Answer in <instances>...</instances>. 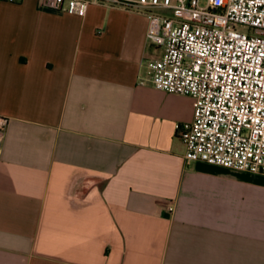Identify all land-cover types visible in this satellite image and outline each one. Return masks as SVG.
Returning a JSON list of instances; mask_svg holds the SVG:
<instances>
[{
	"label": "crops",
	"instance_id": "1",
	"mask_svg": "<svg viewBox=\"0 0 264 264\" xmlns=\"http://www.w3.org/2000/svg\"><path fill=\"white\" fill-rule=\"evenodd\" d=\"M148 27L0 0V264H264V173L186 162Z\"/></svg>",
	"mask_w": 264,
	"mask_h": 264
},
{
	"label": "built area",
	"instance_id": "2",
	"mask_svg": "<svg viewBox=\"0 0 264 264\" xmlns=\"http://www.w3.org/2000/svg\"><path fill=\"white\" fill-rule=\"evenodd\" d=\"M200 1L41 0V4L80 16L94 4L146 14L148 43L162 49L149 62L154 86L193 100V119L177 125L186 162L264 173V0H207L205 6ZM6 123L0 116V154Z\"/></svg>",
	"mask_w": 264,
	"mask_h": 264
},
{
	"label": "rangeland",
	"instance_id": "3",
	"mask_svg": "<svg viewBox=\"0 0 264 264\" xmlns=\"http://www.w3.org/2000/svg\"><path fill=\"white\" fill-rule=\"evenodd\" d=\"M200 4H201L202 6H205V5L207 4V0H201V1H200ZM237 28H238L239 30H244V29H245V28H244L243 26H241V25H238Z\"/></svg>",
	"mask_w": 264,
	"mask_h": 264
}]
</instances>
